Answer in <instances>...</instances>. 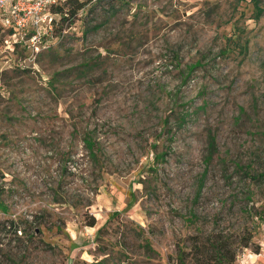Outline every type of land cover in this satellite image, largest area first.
Returning <instances> with one entry per match:
<instances>
[{
    "label": "rangeland",
    "instance_id": "1",
    "mask_svg": "<svg viewBox=\"0 0 264 264\" xmlns=\"http://www.w3.org/2000/svg\"><path fill=\"white\" fill-rule=\"evenodd\" d=\"M55 36L0 27V264H264V0H89Z\"/></svg>",
    "mask_w": 264,
    "mask_h": 264
},
{
    "label": "built area",
    "instance_id": "2",
    "mask_svg": "<svg viewBox=\"0 0 264 264\" xmlns=\"http://www.w3.org/2000/svg\"><path fill=\"white\" fill-rule=\"evenodd\" d=\"M55 0H0V25L5 49L23 50L29 61L48 49L56 36L50 5Z\"/></svg>",
    "mask_w": 264,
    "mask_h": 264
},
{
    "label": "trees",
    "instance_id": "3",
    "mask_svg": "<svg viewBox=\"0 0 264 264\" xmlns=\"http://www.w3.org/2000/svg\"><path fill=\"white\" fill-rule=\"evenodd\" d=\"M89 0H55L54 3L50 5V10L54 15L56 24L54 28V33L56 35V31L58 29V25H60L63 21L68 22L72 19L73 16L77 14L88 2ZM65 4L68 6L65 8ZM257 6V4H256ZM257 9H260L258 6ZM260 11V10H259ZM259 13V12H258ZM1 27V25H0ZM2 30V28H1ZM3 33V32H2ZM47 50V49H46ZM92 145L90 146L91 149ZM211 151V149L209 148ZM236 165V164H235ZM95 218L91 216L89 220L86 222L88 226L95 225ZM249 243V238L246 239L242 245L247 247ZM208 246L210 250V256L212 257L214 263L216 264H231L236 257V253L234 250H231L229 245L227 244L226 239L224 237L220 238H209ZM199 249V246L197 247ZM207 249V246H206ZM181 253H183L181 251Z\"/></svg>",
    "mask_w": 264,
    "mask_h": 264
}]
</instances>
